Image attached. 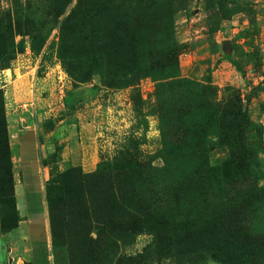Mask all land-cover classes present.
Returning <instances> with one entry per match:
<instances>
[{
	"label": "rangeland",
	"instance_id": "374dc122",
	"mask_svg": "<svg viewBox=\"0 0 264 264\" xmlns=\"http://www.w3.org/2000/svg\"><path fill=\"white\" fill-rule=\"evenodd\" d=\"M152 2L125 0L138 14L137 4ZM170 2L171 17H163L172 35L159 36L154 48L140 43L134 64L108 65L103 51L85 41L88 30L101 31L104 23L82 22L80 37L61 38L59 26L76 0L56 19L47 16L49 0H0V264H30L29 242L33 264H46L47 254L52 264H221L208 255L175 258L164 241L157 243L149 223L137 229L128 207L124 212L108 203L107 173L116 178L133 163L154 176L150 186L161 180L164 193L178 188L184 195L174 208L169 198L160 202L159 213L175 226L172 231L194 228L212 199L203 187L221 183L235 194L233 212L248 205L242 219L264 247V200L253 194L264 187V0ZM146 11L143 18L149 19L151 10ZM169 50H176L172 76L160 69L168 60L152 63ZM208 106L242 111L244 149L223 138L225 133L217 135L218 121H203ZM11 117L20 128L34 130L38 142L35 164L27 158L31 132L22 135L28 208L22 215L13 206L5 172ZM184 132L191 137L179 140ZM249 151L257 174L245 169ZM216 170L219 183L212 178ZM12 186L14 193V180ZM111 188L122 203L115 179ZM236 194L254 198L247 202L246 195Z\"/></svg>",
	"mask_w": 264,
	"mask_h": 264
},
{
	"label": "trees",
	"instance_id": "16d2710c",
	"mask_svg": "<svg viewBox=\"0 0 264 264\" xmlns=\"http://www.w3.org/2000/svg\"><path fill=\"white\" fill-rule=\"evenodd\" d=\"M69 1L70 0H49L47 5L49 10L47 16L51 15L52 18L56 19L57 15H60L64 11ZM133 3L135 2L133 1ZM132 6L133 5L129 3L125 4V0H76V4L70 10L69 14L64 17L59 26L62 35L61 38H63V35L65 36L68 34L80 37V35L77 34L81 31L79 25L82 24V22L88 23V25L95 24V21H97V25L98 22L99 24L104 23L103 30L98 31L96 29V32L88 30L89 36L85 33L87 46H90L89 48L91 49L94 47L92 43L96 44L98 50L103 51V57L108 65L111 62L115 65L134 64L138 61L137 57L139 55L138 48L140 43L151 42L149 45L150 49L154 48V40L159 36L165 37L164 35H172L170 22H168V20L166 21L163 17V13H167V19H170L172 7L170 0L157 3L153 0L151 6L137 4L138 8L141 10L138 14L134 13L136 8L134 9ZM146 10H151L149 19L147 16L143 18V13H145ZM98 32L101 35L97 34ZM71 40L73 44L76 45L73 38H71ZM78 47H82V45ZM159 54L160 56L157 55V58L152 60V63L155 64V66H159L161 64L164 65L165 61L168 60L166 62L169 63V65L160 69L166 72V68H168L169 71H167V74L169 76L174 75L177 67L175 57L176 50L160 51ZM169 56H171V59ZM157 85V88H159V84ZM241 112L240 109L233 110V113L228 110H221L220 112L208 106L204 111L205 117H202L203 121L208 118L207 121L213 123V125H216V121H218L217 124L220 127L217 135L221 136L225 133L222 136L223 138L227 136L229 141L235 139L244 149L246 144L241 129L243 126H246L244 125L246 121L245 123L243 122ZM219 117L220 119L218 120ZM191 135L190 133L184 132L179 140H181L183 136H185L186 139L188 137L190 138ZM7 142L8 133L6 132V145H8ZM248 154H250L251 160L248 168L245 169H248V172L251 174H257L258 162L256 163V160L254 162L251 151H249ZM182 156L188 158L189 155L183 153ZM6 158L5 172L8 178L11 199L15 207V197L12 189L13 177L10 152H6ZM246 172L247 171H240L239 173L244 175ZM150 178H154V176L151 175L147 169L142 167V165L136 163L125 165L117 172L116 178H113L108 172V196L109 199L111 198V202L108 203H112L114 207H119L120 210L124 212H128L126 211L128 207L129 211L133 213V215L131 214L133 217L132 222L136 225L137 229H142L140 226L142 222L149 223L151 225L149 226L150 229L156 231L157 243L160 242L162 244L163 241L165 242V248L168 254H172L177 259H186V257H190L191 260H200V258L208 255L221 264H264V247H260V245H263L261 236L258 235L255 237L250 233L247 225L242 219V213L246 211L245 209L248 205H243L244 210L239 207L234 212L232 211L234 206L232 200L233 197H235V194H233V197L229 195L232 189L222 186L221 183L217 186L218 188L216 186L203 187L207 190L206 192L209 193L210 198H212L211 201L201 212V215L196 220L194 228L185 227L180 233H176L172 231V229H175L174 225L165 223L166 220H162V216L159 213L160 202L162 199L166 202L169 198L174 208L184 199L182 198L184 195L179 192L178 188L170 189L168 195L164 193L163 190L165 189L160 188V185H162L161 180L160 182H154L157 187H152L149 185ZM212 178L219 183L220 176L217 170ZM114 179L117 182L119 199L123 201L122 203H117V196L112 192L111 187ZM235 179L237 180V178ZM224 193L226 194L225 196L223 195ZM253 194L255 198L256 196H258L259 199L263 197L264 200V195L260 196V194H264V187L257 190L255 189ZM253 194L249 197L246 194H236V196L246 195L247 198L245 200L249 202V198H254ZM127 198H129L128 203L126 202ZM119 204H122V206ZM107 206L111 207L109 204H107ZM239 206H241V204ZM150 221L154 223L151 224Z\"/></svg>",
	"mask_w": 264,
	"mask_h": 264
},
{
	"label": "crops",
	"instance_id": "0c3cea01",
	"mask_svg": "<svg viewBox=\"0 0 264 264\" xmlns=\"http://www.w3.org/2000/svg\"><path fill=\"white\" fill-rule=\"evenodd\" d=\"M7 129H8V141H9V148H10V160H11V167H12V177L14 180V197H15V205L18 207V211L22 213H27L26 210V198H25V191L22 181V175L23 172V163H24V151L21 146V138L22 135L27 134L28 132H31V138H32V146L30 149V153L27 156L28 161L30 162H36L38 161V142L36 133L34 130H31L29 128H20L18 123V118L11 117L10 120H7ZM39 167L37 168V171H39ZM22 185V186H21ZM21 187V188H19ZM22 189V190H21ZM22 208V209H21ZM23 210V211H22ZM24 217V216H23ZM23 227V234L27 235L28 240L30 241V227L28 226V222L24 220L22 222ZM25 229V230H24ZM46 247L48 246L47 237H45ZM29 261L30 264H33L32 262V254L33 249L31 247V244L29 242ZM46 264H52L50 260V254H47L44 259Z\"/></svg>",
	"mask_w": 264,
	"mask_h": 264
},
{
	"label": "bare ground",
	"instance_id": "6f19581e",
	"mask_svg": "<svg viewBox=\"0 0 264 264\" xmlns=\"http://www.w3.org/2000/svg\"><path fill=\"white\" fill-rule=\"evenodd\" d=\"M22 186V185H21ZM19 188H21V187H19ZM22 190V189H21ZM18 208V207H17ZM22 209V208H21ZM20 212V211H19ZM21 213V212H20ZM20 225V224H19ZM25 230V229H24ZM23 237H25V236H23Z\"/></svg>",
	"mask_w": 264,
	"mask_h": 264
}]
</instances>
